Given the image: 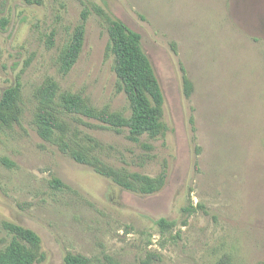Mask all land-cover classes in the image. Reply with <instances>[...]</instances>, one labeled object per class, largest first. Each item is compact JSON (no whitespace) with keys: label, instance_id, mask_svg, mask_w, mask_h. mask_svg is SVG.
Masks as SVG:
<instances>
[{"label":"rangeland","instance_id":"obj_1","mask_svg":"<svg viewBox=\"0 0 264 264\" xmlns=\"http://www.w3.org/2000/svg\"><path fill=\"white\" fill-rule=\"evenodd\" d=\"M111 19L141 35L160 83L155 136L134 141L63 107L74 94L129 117ZM14 86L0 124V248L22 227L40 239L34 264H264V0H0V98ZM41 115L56 124L48 139Z\"/></svg>","mask_w":264,"mask_h":264},{"label":"trees","instance_id":"obj_2","mask_svg":"<svg viewBox=\"0 0 264 264\" xmlns=\"http://www.w3.org/2000/svg\"><path fill=\"white\" fill-rule=\"evenodd\" d=\"M84 32V25H79L74 30L62 58L63 70H69L77 61L84 42ZM108 34V50L113 56V70L117 77L118 89L124 92L130 104L129 117L104 108L93 109L83 102L80 96L74 94L62 96L63 107L69 112H78L95 118L113 128L125 127L129 132L128 137L134 141L144 134L155 136L161 130L160 114L164 96L152 64L142 49L141 35L119 19L109 21ZM53 89V84L46 89L45 94L48 99H51L49 97L53 95ZM17 91L18 87L14 86L2 93L0 124L6 123L5 110L13 107ZM39 118L41 122L39 133L43 138L48 139L51 136L52 127L56 124L49 115H41ZM71 156L79 162L87 163V160L75 150L71 152ZM134 177L140 178L138 175ZM114 179L125 188L139 189L144 193H151L156 189L155 182L147 177H142L143 184L137 188L117 177ZM159 223L165 224V220L160 219ZM15 230L17 237L13 238L4 248H0V264H34L38 258L28 244L38 246L40 242L38 235L22 227H15ZM64 264L87 263L83 257L67 254L64 257Z\"/></svg>","mask_w":264,"mask_h":264}]
</instances>
